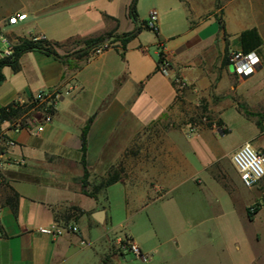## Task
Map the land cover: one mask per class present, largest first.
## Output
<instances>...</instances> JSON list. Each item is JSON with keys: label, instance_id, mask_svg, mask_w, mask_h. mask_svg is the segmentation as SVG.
Listing matches in <instances>:
<instances>
[{"label": "crops", "instance_id": "obj_1", "mask_svg": "<svg viewBox=\"0 0 264 264\" xmlns=\"http://www.w3.org/2000/svg\"><path fill=\"white\" fill-rule=\"evenodd\" d=\"M135 1L0 0V29L17 38L40 37L60 45L73 41V53L84 47L82 41L135 32L129 16ZM155 2L158 33L152 39L143 40L151 31L143 28L126 48L116 43L99 55L66 61L29 52L21 57L19 72L3 69L0 109L41 92L58 91L62 99L52 123L42 129L33 123L16 133L14 123L0 126V141L3 136L14 142L0 159L5 166L0 169V264H260L257 253L259 248L264 252V238L251 233V246L246 228L264 225V205L254 194L259 211L250 218L248 205L239 214L233 193L242 185L240 175L232 151L219 148L217 138L224 134L216 133L210 116L232 109L247 117L256 129L236 149L251 144L264 154V76L258 77L264 72V0ZM136 10L139 23L147 22L140 19L138 0ZM17 15L27 18L9 25ZM175 15L185 19L184 27L161 32V18ZM216 25L219 32H210ZM250 30L261 40L256 49L261 66L240 79L225 60L243 51L242 35ZM3 52L0 47V59ZM160 58L170 63L167 76L159 71ZM176 76L190 87L178 92ZM230 94L239 97L247 112L237 104L217 109L216 99ZM190 127L195 129L191 136ZM151 130L167 133L153 141ZM84 144L88 190L112 168H123L122 180L97 199L82 192ZM188 187L194 189L191 195ZM253 190L264 197V180ZM181 191L184 204L175 203ZM112 192L122 199L123 220H114ZM202 193L211 195L204 203L195 197ZM14 195L15 212L7 203ZM144 212L146 220L137 221ZM55 223L79 231L58 237L39 232ZM124 237L143 258L119 247ZM239 243L245 253H238Z\"/></svg>", "mask_w": 264, "mask_h": 264}, {"label": "built area", "instance_id": "obj_2", "mask_svg": "<svg viewBox=\"0 0 264 264\" xmlns=\"http://www.w3.org/2000/svg\"><path fill=\"white\" fill-rule=\"evenodd\" d=\"M27 15H17L11 17L8 20L9 25H17L19 22L26 20ZM159 20V14L156 10L152 11L149 15L147 26L152 31H158L157 25ZM40 37H34L33 40H41ZM0 44L4 47V55L7 57L13 55L14 44L11 42L6 35L0 29ZM102 53V50L97 51V55ZM261 66L260 57L256 52L244 53L243 51H235L228 55L227 67L232 70V74L245 79L253 76L257 73ZM159 71L164 75H169L171 72V66L168 60L163 58L159 64ZM174 84L181 92L182 89L187 87V83L180 78L174 79ZM62 99V95L58 91L53 92H41L34 96V100L37 101V106L31 109L23 118L19 119L13 124L14 132L18 133L22 130L29 128L33 123H38L40 129L43 126L52 123L53 115L56 112L58 105ZM16 104L23 106L25 104H31L29 99H18L15 101ZM14 146V142L5 137H1L0 159L5 154L6 150ZM232 163L240 175L241 183L249 190L257 188L260 183L264 180V154L258 152L251 144H244L235 151L232 156ZM0 162V169H4ZM1 212V211H0ZM78 228L73 225H61L55 223L51 227L40 228L39 232L42 234L52 235L55 237L61 236L64 233H78ZM119 247L125 251L134 254L137 257L143 258V255L139 247L129 238H120L118 241Z\"/></svg>", "mask_w": 264, "mask_h": 264}, {"label": "rangeland", "instance_id": "obj_3", "mask_svg": "<svg viewBox=\"0 0 264 264\" xmlns=\"http://www.w3.org/2000/svg\"><path fill=\"white\" fill-rule=\"evenodd\" d=\"M141 2V6H142V10L139 13L140 15V19L141 20H146L148 22L149 19V14L150 12L153 10V5L156 3V0H138ZM185 23V19L181 18L180 16H174V17H167V18H161V22H160V27L159 29L161 30V32L163 33H167V32H171V30H173V27H177V25L179 26V30H181L184 26L183 24ZM215 31V33L219 32V27L218 25L213 27V30H211L210 32ZM182 32H185L184 30ZM153 35H155L154 31H150L147 32L144 37L143 40L147 41L148 39H150L151 37H153ZM6 37L13 42L14 45H16L18 43L17 41V36L15 34H11V35H6ZM152 39V38H151ZM75 43L69 42L66 44L61 43L60 47H55V51L61 56V55H65L66 53H69L70 51H72L75 48ZM0 47L2 48L3 46L0 44ZM225 68V67H224ZM230 73H232V70H229ZM221 78H225V74L222 71V73H220ZM264 76V72H261L259 74V78L261 80V78ZM176 78H180L179 76H176ZM234 78V81H237V79ZM175 79V77H174ZM237 83V82H236ZM236 83H234L233 85L236 86ZM190 87V85L187 83V87L185 89H182V91L188 89ZM227 97H224V99H216V105H217V109L218 110H222V109H226V107H228V105L230 104H237L238 108H244V104L241 103L239 97H235L233 96V94H230ZM209 102V101H208ZM214 101L211 100L209 102L210 107L214 106ZM212 109V108H211ZM245 112H247V109H243ZM214 111V110H212ZM248 117H250L248 115ZM254 120H257L256 117H253ZM210 120L211 123H213L215 125V129H216V133L217 134H224L223 138H217L218 139V146L219 148L225 150L226 152L232 151L230 158L232 159L233 154L235 153V151L237 150L236 148L242 144L244 142V140L250 136L253 132L252 128L256 129L255 126H253L252 121L250 120L249 122H247V117L243 116L242 114L238 113L235 110H226L224 115H219L216 114L215 115H211L210 116ZM168 123L173 124L175 127H177L178 123H173V121H169ZM204 123H210L209 121H206ZM227 125H226V124ZM195 129L193 127H190L188 130V134L191 136L195 131ZM166 131H163L160 133H156L155 130H151L150 133H148V138H150L151 140L155 141V140H161L164 139L166 136ZM175 138H177L179 140V138L177 136H175ZM206 139V137L204 138V140ZM151 183V181H148ZM216 188L218 191H222L219 189V186L216 185ZM234 188V187H233ZM236 188V187H235ZM192 190H194L192 187H188L187 188V194L191 195L192 194ZM115 191V190H114ZM258 190H249L247 188H245L242 185H239L238 188L236 189V191H234L235 193H233V199L234 202L238 204L239 206V214H243L244 211V207L248 206V205H252V207H254V199H253V195L255 194L257 196L256 202L261 203L262 205H264V197L262 196V193L260 192H256ZM219 192V193H220ZM264 192V191H263ZM113 195L111 194L110 196V206H111V210H112V214L114 217L115 221H119V220H123L126 217V212L122 206V199L120 198V195H117L115 192H112ZM115 193V194H114ZM223 194V198H226L227 200V195H225V193H223V191L221 192ZM188 195V196H189ZM174 202L175 203H179V204H184V196L182 191L176 193V195L174 196ZM195 197L197 198V200L199 199L201 202H206L210 199L211 195L209 193H202L201 195L195 194ZM235 215V214H234ZM147 218V212L144 213H139L138 216L136 217L137 221H145ZM253 232H258L261 239L264 238V225L262 224H258L256 226H249L246 228V233L248 237V243L251 244V246H253L254 243V239L252 238L251 233ZM253 239V240H252ZM245 239L242 237V241H244ZM245 243V242H244ZM239 246L241 248V251L238 253H245L244 250V246L243 244L239 243ZM255 249H256V245ZM234 253H236L237 251L235 250V245H234ZM250 245H249V252H250ZM257 250V249H256ZM264 251V250H263ZM263 253V255H262ZM259 255V263L260 264H264V252H262V248L258 249V253Z\"/></svg>", "mask_w": 264, "mask_h": 264}, {"label": "trees", "instance_id": "obj_4", "mask_svg": "<svg viewBox=\"0 0 264 264\" xmlns=\"http://www.w3.org/2000/svg\"><path fill=\"white\" fill-rule=\"evenodd\" d=\"M136 3H137V0L131 6L130 12H129L130 18L137 25V29L135 32L126 34V35H118L115 32H113V33H109L100 38L82 41L80 43L84 46L83 48L92 47V46L94 47L91 50L87 51L86 53L81 54L80 56L76 57V59L90 58L92 56H96L98 50H102V52L107 51L109 48H111L116 43H120L123 48H126L128 44L139 34V32H141L143 28L147 30H151L148 28L147 22H143L142 25L139 23L138 14L136 10ZM154 32L156 34L158 33V31H154ZM33 38H25V37L18 38L17 39L18 43L14 45L13 55L9 57L5 56L4 58L0 59V86L5 80L3 69L6 67H11L14 72H19L20 59L26 53L41 52L45 55L52 56L56 59H62L63 61H66L71 57L72 53H69L68 55L62 57L55 51L54 49L55 47H60L59 43H51L46 39L34 41ZM241 40H242L241 47L244 53H250L254 51L257 52L256 49L261 44V40L256 30H250V31L245 32L242 35ZM102 42H105V43L101 44L100 46H97L98 43H102ZM162 60L163 58H160L159 63H161ZM225 63L227 65L228 56L226 57ZM28 99L31 104H25L23 106H20L14 102L5 108H1L0 109V126L6 122H10L11 124L16 123L19 119L23 118L31 109L37 106V101L34 100V96H30L28 97ZM88 129H89V125L86 127L84 133H87ZM0 153H3V150H0ZM83 153H84L83 161H84V166H85V173L81 181L82 192L83 194H85L86 196L90 198L97 199L99 194L102 191H106L109 187H111L112 185L122 180L123 168L121 167V165L119 167L112 168L105 178L101 179V181L97 185L93 186L91 190H88V187H90V184L88 182L90 174L85 164V154H86L85 144L83 146ZM1 183L2 182L0 178V186H1ZM17 198L18 196L14 195L13 197H10L7 200L8 205L12 208L14 212L17 209ZM259 209H260L259 204H255L254 207L250 208L248 211L250 218H252V216L256 214L259 211Z\"/></svg>", "mask_w": 264, "mask_h": 264}, {"label": "water", "instance_id": "obj_5", "mask_svg": "<svg viewBox=\"0 0 264 264\" xmlns=\"http://www.w3.org/2000/svg\"><path fill=\"white\" fill-rule=\"evenodd\" d=\"M105 42H102V43H98L97 46H100L101 44H104ZM94 46L92 47H86V48H83V49H80L78 51H75L74 53L71 54V57L72 58H76L78 56H80L81 54H84L86 53L87 51L91 50Z\"/></svg>", "mask_w": 264, "mask_h": 264}]
</instances>
